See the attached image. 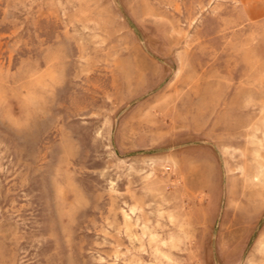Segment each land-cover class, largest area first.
<instances>
[{
    "label": "rangeland",
    "instance_id": "1",
    "mask_svg": "<svg viewBox=\"0 0 264 264\" xmlns=\"http://www.w3.org/2000/svg\"><path fill=\"white\" fill-rule=\"evenodd\" d=\"M0 264H264V0H0Z\"/></svg>",
    "mask_w": 264,
    "mask_h": 264
}]
</instances>
